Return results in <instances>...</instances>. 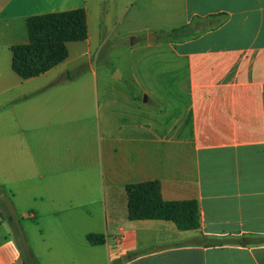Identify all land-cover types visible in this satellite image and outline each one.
<instances>
[{"label": "crops", "instance_id": "obj_1", "mask_svg": "<svg viewBox=\"0 0 264 264\" xmlns=\"http://www.w3.org/2000/svg\"><path fill=\"white\" fill-rule=\"evenodd\" d=\"M78 7L87 37L19 76L27 17ZM125 19L198 32L145 41L133 84L54 82ZM148 180L200 226L129 219L125 186ZM10 215L35 264H264V0H0V264H24Z\"/></svg>", "mask_w": 264, "mask_h": 264}, {"label": "trees", "instance_id": "obj_2", "mask_svg": "<svg viewBox=\"0 0 264 264\" xmlns=\"http://www.w3.org/2000/svg\"><path fill=\"white\" fill-rule=\"evenodd\" d=\"M28 41L14 44L12 51V68L22 78L36 76L64 60L67 56L66 43L79 41L87 37L85 10L82 7L48 12L29 16L26 19ZM103 29V25H101ZM195 25L185 27L192 33ZM179 29H172L178 32ZM65 77L59 76L54 82ZM129 219H164L172 221L180 230L194 229L200 226L199 206L196 200H164L160 195L157 180L129 183L125 186ZM3 205V201L1 203ZM4 217V213H1ZM12 227L14 236L21 240L19 227L13 216L6 217ZM91 244L103 242L101 235L87 234ZM21 247L24 264H35L30 252Z\"/></svg>", "mask_w": 264, "mask_h": 264}, {"label": "rangeland", "instance_id": "obj_3", "mask_svg": "<svg viewBox=\"0 0 264 264\" xmlns=\"http://www.w3.org/2000/svg\"><path fill=\"white\" fill-rule=\"evenodd\" d=\"M216 20L215 18L213 19ZM119 30L112 28L109 31L106 30L103 34L102 39L99 40V48L96 53L92 52L90 57L84 56L80 62L77 63L76 66L70 67L61 73V76L65 77V79L74 78L79 75L89 74V67L95 68L97 71V81H105V82H118V83H129L133 84V78L131 77L130 71L134 69V62L138 61L139 55L148 51V47L144 46V42H154L156 39H164L166 34L169 33L167 31L161 30V28L148 27L136 32H125L130 29L139 28L144 26L142 24L130 23L128 19H125L122 23H120ZM182 27H178V32H172L171 35L174 37L179 36L182 32H187L185 29H181ZM198 31H194L193 33H197ZM151 33L154 37L150 40H147L148 34ZM131 35L135 36V40L133 43H130ZM147 35V36H146ZM140 40L136 43V40ZM148 59H144L145 68L141 70V82L147 83L149 81H153L152 77L155 75H150L145 72L148 67ZM127 69V70H124ZM129 70V71H128ZM102 74H101V72ZM116 71L123 73V75L119 77H114ZM128 71V72H127ZM158 76V74H156ZM59 77V76H58ZM158 81V78L156 77ZM136 90V89H135ZM19 245L24 247L21 240H19Z\"/></svg>", "mask_w": 264, "mask_h": 264}, {"label": "water", "instance_id": "obj_4", "mask_svg": "<svg viewBox=\"0 0 264 264\" xmlns=\"http://www.w3.org/2000/svg\"><path fill=\"white\" fill-rule=\"evenodd\" d=\"M154 37V35H152L151 33L148 34V40L152 39ZM134 41V36H131L130 37V43H133ZM114 77H120V73L119 71H116L115 74H114Z\"/></svg>", "mask_w": 264, "mask_h": 264}]
</instances>
